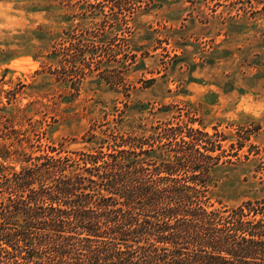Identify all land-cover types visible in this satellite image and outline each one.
<instances>
[{"label":"rangeland","instance_id":"1","mask_svg":"<svg viewBox=\"0 0 264 264\" xmlns=\"http://www.w3.org/2000/svg\"><path fill=\"white\" fill-rule=\"evenodd\" d=\"M0 85L39 99L42 142L73 157L91 133L205 127L233 161L216 206L264 196V0H0Z\"/></svg>","mask_w":264,"mask_h":264},{"label":"trees","instance_id":"2","mask_svg":"<svg viewBox=\"0 0 264 264\" xmlns=\"http://www.w3.org/2000/svg\"><path fill=\"white\" fill-rule=\"evenodd\" d=\"M20 93L0 85V264H264V196L213 201L226 136L181 122L89 132L73 157L42 142L52 124Z\"/></svg>","mask_w":264,"mask_h":264}]
</instances>
